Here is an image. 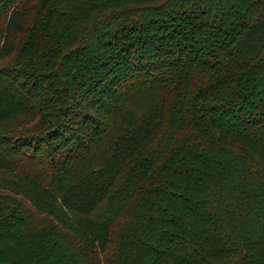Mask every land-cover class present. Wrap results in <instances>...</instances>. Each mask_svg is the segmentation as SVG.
I'll use <instances>...</instances> for the list:
<instances>
[{"label": "trees", "instance_id": "trees-1", "mask_svg": "<svg viewBox=\"0 0 264 264\" xmlns=\"http://www.w3.org/2000/svg\"><path fill=\"white\" fill-rule=\"evenodd\" d=\"M0 264H264V0H0Z\"/></svg>", "mask_w": 264, "mask_h": 264}, {"label": "rangeland", "instance_id": "rangeland-1", "mask_svg": "<svg viewBox=\"0 0 264 264\" xmlns=\"http://www.w3.org/2000/svg\"><path fill=\"white\" fill-rule=\"evenodd\" d=\"M19 122H21V120H13V121H11L10 123H8V125L6 126L7 127V129H12V130H16L15 128H14V126H15V124H17L18 125V123ZM21 123H23V122H21ZM22 127H20V128H18L17 130H20ZM29 129H31L30 127H29ZM20 132V131H19Z\"/></svg>", "mask_w": 264, "mask_h": 264}]
</instances>
